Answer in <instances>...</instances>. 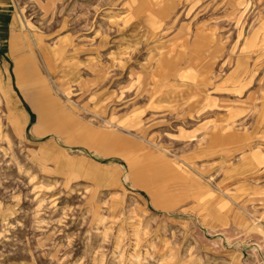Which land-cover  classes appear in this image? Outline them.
<instances>
[{"label":"rangeland","instance_id":"1","mask_svg":"<svg viewBox=\"0 0 264 264\" xmlns=\"http://www.w3.org/2000/svg\"><path fill=\"white\" fill-rule=\"evenodd\" d=\"M11 16L0 264H264V0Z\"/></svg>","mask_w":264,"mask_h":264},{"label":"crops","instance_id":"2","mask_svg":"<svg viewBox=\"0 0 264 264\" xmlns=\"http://www.w3.org/2000/svg\"><path fill=\"white\" fill-rule=\"evenodd\" d=\"M11 2L12 0H0V35L2 33L4 34L7 26L13 21L11 16Z\"/></svg>","mask_w":264,"mask_h":264}]
</instances>
